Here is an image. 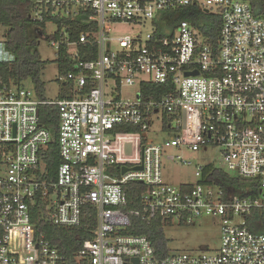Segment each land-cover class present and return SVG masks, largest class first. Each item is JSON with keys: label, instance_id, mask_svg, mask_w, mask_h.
I'll return each mask as SVG.
<instances>
[{"label": "built area", "instance_id": "built-area-1", "mask_svg": "<svg viewBox=\"0 0 264 264\" xmlns=\"http://www.w3.org/2000/svg\"><path fill=\"white\" fill-rule=\"evenodd\" d=\"M30 1L39 23L80 17L91 26L72 40L69 26L53 23L57 53L66 46L75 59L93 44L96 55L58 70L67 94L56 100L0 83V264H264V17L240 0ZM186 8L219 18L216 46L187 21L158 30ZM115 24L150 31L114 37ZM44 105L59 112L54 175L42 161L52 141ZM202 147L218 151L219 165H197L195 184L164 181L167 165L190 166L187 154ZM218 171L252 181L256 194L226 192ZM128 184L142 186L137 209H126ZM203 216L220 222L213 253L160 254L126 233L133 217L163 229ZM41 223L86 226L93 238L69 259Z\"/></svg>", "mask_w": 264, "mask_h": 264}, {"label": "trees", "instance_id": "trees-1", "mask_svg": "<svg viewBox=\"0 0 264 264\" xmlns=\"http://www.w3.org/2000/svg\"><path fill=\"white\" fill-rule=\"evenodd\" d=\"M249 5L260 16L264 17V0H250ZM31 8L30 0H0V25L8 29L5 39L0 42V50L4 54L0 58V83L22 87L25 82H29L37 97L45 99L43 96L44 84L41 81V73L47 63L39 59L35 47L38 38L45 35L46 24L49 22V19L40 23L33 20L30 18ZM201 18L204 20V25H200L199 20ZM180 21H187L190 25L198 28L216 46L220 29V20L217 16L211 18L198 10L186 8L167 14L165 21L158 24V30H161L163 25L173 29ZM52 22L56 24L62 22L66 26H69L68 31L72 40H78L81 32H84L88 27L91 28V26H86L80 17L74 20L55 18ZM88 47L80 45L77 56L75 59H72L74 54H69L68 48L63 46L59 50L56 60L59 73L72 72L78 62L94 60L96 47L93 44ZM142 90L146 93L147 90L157 91L159 94L162 93L161 88L149 85L142 86ZM65 94L67 93L65 92ZM62 96H64V93H62ZM58 113V107L56 106L44 105L40 107V123L52 135V141L42 155L45 169L51 175H54L57 166L60 164L57 146ZM216 185H219L226 192L230 191L242 197L249 196V193L252 195L256 194V190H254L255 185L252 181L242 179L234 174L227 175L218 171L216 174ZM138 190L139 192L142 190L141 185L128 184L126 186L129 201L127 210L138 208ZM38 228L39 232L45 235L46 240L69 259L75 251L80 249L84 241L93 238L92 232L86 226L63 229L41 223ZM92 228H94V220L91 222ZM126 233L146 236L152 241L160 254L167 252L168 241L158 221L147 224L139 218L133 217Z\"/></svg>", "mask_w": 264, "mask_h": 264}, {"label": "rangeland", "instance_id": "rangeland-1", "mask_svg": "<svg viewBox=\"0 0 264 264\" xmlns=\"http://www.w3.org/2000/svg\"><path fill=\"white\" fill-rule=\"evenodd\" d=\"M249 3L250 0H240ZM111 32L114 37L133 35L141 32L143 36L149 33L150 27L137 29L129 24H115ZM55 31L53 23L46 24L45 35L38 38L35 51L39 59L47 65L41 73V81L44 84L43 96L47 100H56L66 88L60 87L57 82V50L51 47L50 42ZM8 29L0 25V42L5 39ZM28 90L32 89L29 82L24 83ZM186 160L191 163L190 166H180L169 164L163 172V179L173 185L183 183L195 184V168L199 164L213 163L219 165V153L213 147H202L196 154H187ZM163 233L168 241V248L171 251L183 253L201 254L205 252H215L220 245V222L217 218L203 216L192 222V224H182L173 226L165 225Z\"/></svg>", "mask_w": 264, "mask_h": 264}, {"label": "water", "instance_id": "water-1", "mask_svg": "<svg viewBox=\"0 0 264 264\" xmlns=\"http://www.w3.org/2000/svg\"><path fill=\"white\" fill-rule=\"evenodd\" d=\"M193 74H196V72H194ZM134 262H135V263H137V261H136V260H134Z\"/></svg>", "mask_w": 264, "mask_h": 264}]
</instances>
